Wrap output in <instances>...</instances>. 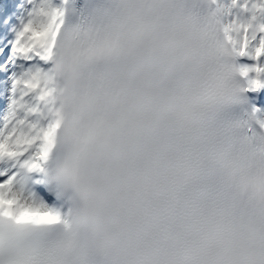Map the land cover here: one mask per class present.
I'll return each mask as SVG.
<instances>
[{
  "label": "snow or ice",
  "instance_id": "6c2138e0",
  "mask_svg": "<svg viewBox=\"0 0 264 264\" xmlns=\"http://www.w3.org/2000/svg\"><path fill=\"white\" fill-rule=\"evenodd\" d=\"M0 264H264V0H0Z\"/></svg>",
  "mask_w": 264,
  "mask_h": 264
}]
</instances>
